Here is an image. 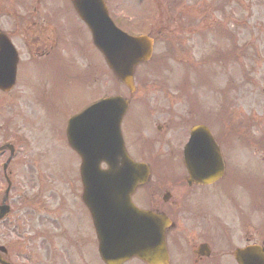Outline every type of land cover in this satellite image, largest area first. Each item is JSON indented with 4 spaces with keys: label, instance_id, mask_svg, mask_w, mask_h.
Wrapping results in <instances>:
<instances>
[{
    "label": "rangeland",
    "instance_id": "rangeland-1",
    "mask_svg": "<svg viewBox=\"0 0 264 264\" xmlns=\"http://www.w3.org/2000/svg\"><path fill=\"white\" fill-rule=\"evenodd\" d=\"M66 2L0 0V28L4 30L14 31V23L17 22L14 16L53 14L58 22L65 19L64 25H69L76 37L73 36L71 43L73 50L64 55L63 79L55 95V107L50 108L51 120L41 109L32 108L26 115L28 121L22 125L31 145L18 159L23 161L16 164L18 174L11 177V195L15 201L11 218L20 222L18 226L22 231H25V224H30L32 231L45 228L50 219L43 209L45 206L50 210H62L58 223L64 234L66 230L75 228L70 216L76 205V190L68 179L74 176L76 161L65 144L64 135L62 143L55 131L65 125L76 104L87 97L82 81L86 77L83 65L87 62L82 61V54L90 58L91 68H96L95 74L101 67V60L89 45L88 33L80 26ZM107 6L119 29L131 35L148 33L154 40L150 61L135 69L138 88L134 94L130 95L118 86L113 77L111 93L97 77L93 88L96 96L107 92L108 95L129 98L131 108L123 122V132L125 138L129 137L127 150L131 158L140 157V160L149 163L153 169L151 174H184L180 150L186 140L189 123L183 121L192 106L194 112L190 117L193 122L199 119L206 121L214 128L213 133L219 134L218 141L223 146L228 166L226 174L248 177L245 181L239 178L245 184H249L248 179L254 174L256 219L257 223L263 221L264 0H108ZM47 22L50 24L49 19ZM14 43L20 46L21 40ZM38 73L41 75L44 70ZM142 77L149 81L141 82ZM183 83L186 87L182 90ZM142 84L145 86L142 87ZM5 102V98H0V122H5L3 119L7 117L11 118V127L14 123L21 124L19 118L22 117H17L15 109L9 108ZM157 125L161 126L160 131H156ZM52 131L59 147L55 143L48 157L43 156L42 151L52 145L50 140H54L50 139ZM5 135H0V143ZM55 148L57 150L53 152ZM33 155L36 157L33 158ZM57 158L61 160L63 174L58 171L57 174L51 173L58 166ZM41 171L48 174H40ZM0 184H4L1 174ZM77 208L82 227L87 229V218ZM12 233L14 229L7 223L0 224V245L6 249L20 248L15 262L24 264L27 249L16 244ZM69 244L64 235L54 238L48 249L69 252L68 259L72 260L75 256L72 249H67ZM87 245H84L86 256L89 254ZM35 247L31 249V254L36 259L34 262L38 263L44 257L42 251L46 246L36 243ZM93 262L102 264L97 242ZM127 264L140 263L133 259Z\"/></svg>",
    "mask_w": 264,
    "mask_h": 264
},
{
    "label": "flooded vegetation",
    "instance_id": "flooded-vegetation-1",
    "mask_svg": "<svg viewBox=\"0 0 264 264\" xmlns=\"http://www.w3.org/2000/svg\"><path fill=\"white\" fill-rule=\"evenodd\" d=\"M14 18L17 22L14 23L13 32L0 28V33L6 35L12 44L15 40H21L20 46L14 44L18 58L14 85L11 89H1L6 88L1 87L0 98L6 99L5 105L7 103L9 108L15 109V114L17 117H22L19 118L22 122L14 123L13 127L17 125V130L14 128L15 130L10 131L9 129L13 128L10 125L11 118L5 117L3 119L5 122H0V135L6 134L0 143V174L3 175L5 184L3 187V184H0V206L4 204L8 210L0 220V224L2 226L7 223L8 227L13 228L12 236L16 239V244L24 245L27 249V253L24 252V264H94L95 228L90 213L81 200L83 184L80 157L71 149L70 152L76 161V170L68 181L73 182L76 190V205L71 212L70 221L75 228L72 231L66 230L64 234V229L59 227L58 223L62 215L60 208L54 209L55 212L47 206L43 208L50 215V219L41 230L32 231L30 224H25V231H22L18 226L20 222L11 218L15 202L11 195L13 188L11 177L12 174H18L16 164L23 162L18 159L31 145L29 137L23 132L22 125L28 121L26 115L32 108L41 109V112L48 115L47 119L51 120L50 108L55 107L54 104L57 102L55 95L63 79L64 55L70 54L73 50L74 45L71 43L74 40L73 36L76 38L70 27L61 24L60 20L56 21L53 14L14 16ZM65 44L69 45L66 49H64ZM82 57V61L87 62L85 66L83 65L86 77L82 81L88 94L70 111L72 115L95 102L96 94L93 88L97 84L96 77L97 80L104 81L108 90L111 89L110 72L99 67L95 74L96 68H91L90 58L84 54ZM59 63L62 64V68ZM40 65L42 67L38 68ZM42 70L44 73L40 75L38 72ZM6 71L4 69V73ZM74 77L78 76L74 75ZM2 78L10 79L5 74ZM51 133L50 139L53 138V131ZM55 134L63 143V125L58 130L56 128ZM50 141L52 145L42 151L43 156H47L55 143L59 144L55 139ZM56 150L57 148L53 152ZM34 157L36 156L33 155ZM56 163L58 166L55 170L52 169L51 173L55 174L58 171L63 174L59 158ZM40 174L48 173L41 171ZM237 175L222 174L208 182L206 181L208 179H202L205 181L197 179L207 176L205 174H149L147 184L135 189L131 195L132 202L138 208L150 211L161 218L164 224L165 255L161 258L155 257L154 264H239L234 257L236 251L252 246L264 248V220L257 223L256 219L254 174L248 179L249 184L244 183L248 177ZM240 177L244 181L239 180ZM61 204L64 205L63 200ZM77 206L87 218V229L82 227ZM59 212L60 214L57 215ZM50 227L54 228L50 229ZM63 234L70 243L67 249H72L75 259H68L70 253H65L64 250L48 249L52 240L61 238ZM36 243H40V246L44 243L46 246L42 251L44 257L38 260V263L34 262L36 259H33L31 254V249L36 248ZM85 244H88V257L84 255ZM20 252V248L11 247L7 248L2 256L13 264ZM136 260L140 264H146L141 259ZM242 264H257V262L254 259L244 261Z\"/></svg>",
    "mask_w": 264,
    "mask_h": 264
},
{
    "label": "water",
    "instance_id": "water-1",
    "mask_svg": "<svg viewBox=\"0 0 264 264\" xmlns=\"http://www.w3.org/2000/svg\"><path fill=\"white\" fill-rule=\"evenodd\" d=\"M72 2L89 27L94 45L114 75L132 92L133 69L149 59L152 41L117 30L108 19L102 0ZM4 44L8 45V41L1 36L0 61L8 49ZM1 81L0 86L5 84ZM126 109L127 102L120 97L102 100L70 120L67 138L82 158V198L93 217L98 252L104 264H122L132 257L153 264L157 248L163 251L162 227L152 214L137 209L130 201L131 191L145 181L149 170L134 163L124 150L120 123ZM183 162L188 174L223 173L220 152L201 126L192 129ZM101 163L107 165L106 170L100 169ZM3 214L0 209V218ZM253 254L254 249H250L236 258L244 260ZM0 264L7 263L0 257Z\"/></svg>",
    "mask_w": 264,
    "mask_h": 264
}]
</instances>
